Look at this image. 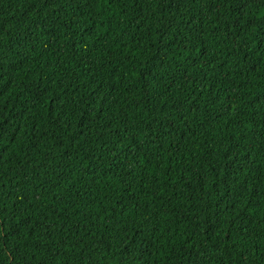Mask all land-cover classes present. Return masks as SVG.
I'll return each mask as SVG.
<instances>
[{
    "label": "trees",
    "instance_id": "trees-1",
    "mask_svg": "<svg viewBox=\"0 0 264 264\" xmlns=\"http://www.w3.org/2000/svg\"><path fill=\"white\" fill-rule=\"evenodd\" d=\"M0 264H264V0H0Z\"/></svg>",
    "mask_w": 264,
    "mask_h": 264
}]
</instances>
